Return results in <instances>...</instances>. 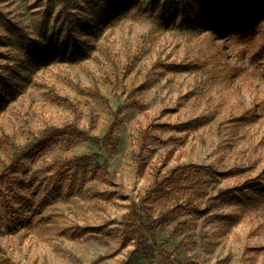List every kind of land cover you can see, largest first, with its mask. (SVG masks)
Returning <instances> with one entry per match:
<instances>
[{
    "label": "rangeland",
    "instance_id": "obj_1",
    "mask_svg": "<svg viewBox=\"0 0 264 264\" xmlns=\"http://www.w3.org/2000/svg\"><path fill=\"white\" fill-rule=\"evenodd\" d=\"M0 264H264V0H0Z\"/></svg>",
    "mask_w": 264,
    "mask_h": 264
},
{
    "label": "trees",
    "instance_id": "obj_2",
    "mask_svg": "<svg viewBox=\"0 0 264 264\" xmlns=\"http://www.w3.org/2000/svg\"><path fill=\"white\" fill-rule=\"evenodd\" d=\"M241 12H235L234 15H238ZM227 13H223L220 16H225ZM219 16V17H220ZM112 130H109L107 135L103 137V141H106L109 136H111ZM102 142V141H101ZM96 144L100 143L99 139H97ZM84 159L85 157H80ZM187 165L177 166L171 169L166 175L162 177H157L152 185V187L147 191V198L155 197L161 192L165 190H169L168 185H172V187H178L181 185V182L187 176ZM151 205H142L141 207L134 206L132 210L126 215V225L128 228L141 226L146 228V230H142L141 232H136V247L135 252L141 253L144 258H152L157 253V250L150 242V236L155 235V229L157 226H160L164 222H167L171 219L172 216L175 215L174 208L167 210L166 212L161 213L160 215L153 217L150 213ZM131 231L130 233H135ZM160 251L162 255H165V250Z\"/></svg>",
    "mask_w": 264,
    "mask_h": 264
}]
</instances>
